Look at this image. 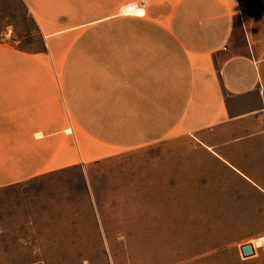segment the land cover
<instances>
[{"label": "crops", "instance_id": "crops-1", "mask_svg": "<svg viewBox=\"0 0 264 264\" xmlns=\"http://www.w3.org/2000/svg\"><path fill=\"white\" fill-rule=\"evenodd\" d=\"M21 1L43 47L0 34V189L181 135L255 175L264 0Z\"/></svg>", "mask_w": 264, "mask_h": 264}, {"label": "rangeland", "instance_id": "rangeland-1", "mask_svg": "<svg viewBox=\"0 0 264 264\" xmlns=\"http://www.w3.org/2000/svg\"><path fill=\"white\" fill-rule=\"evenodd\" d=\"M0 34L43 47L21 0H0ZM246 149L248 178L181 135L0 189V264H264V142Z\"/></svg>", "mask_w": 264, "mask_h": 264}, {"label": "built area", "instance_id": "built-area-1", "mask_svg": "<svg viewBox=\"0 0 264 264\" xmlns=\"http://www.w3.org/2000/svg\"><path fill=\"white\" fill-rule=\"evenodd\" d=\"M120 15L135 18H144L146 15L145 7L141 4L132 3L121 9Z\"/></svg>", "mask_w": 264, "mask_h": 264}, {"label": "water", "instance_id": "water-1", "mask_svg": "<svg viewBox=\"0 0 264 264\" xmlns=\"http://www.w3.org/2000/svg\"><path fill=\"white\" fill-rule=\"evenodd\" d=\"M241 254L243 258H250L255 255V249L252 244H247L243 247H241Z\"/></svg>", "mask_w": 264, "mask_h": 264}, {"label": "bare ground", "instance_id": "bare-ground-1", "mask_svg": "<svg viewBox=\"0 0 264 264\" xmlns=\"http://www.w3.org/2000/svg\"><path fill=\"white\" fill-rule=\"evenodd\" d=\"M264 245V236L263 237H260L259 239L256 240V246L257 247H261Z\"/></svg>", "mask_w": 264, "mask_h": 264}]
</instances>
